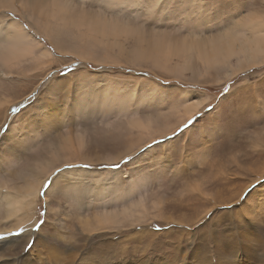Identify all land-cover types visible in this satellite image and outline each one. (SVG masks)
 Wrapping results in <instances>:
<instances>
[{
    "label": "rangeland",
    "instance_id": "obj_1",
    "mask_svg": "<svg viewBox=\"0 0 264 264\" xmlns=\"http://www.w3.org/2000/svg\"><path fill=\"white\" fill-rule=\"evenodd\" d=\"M71 1L85 19L129 21L146 40L156 35L176 47L184 39L214 37L248 13H264V0H161L151 13L145 11L151 0ZM192 6L201 13L192 14ZM3 14L2 22L17 17L12 21L40 44L36 53L49 56L41 65L30 58L11 69L0 66V182L21 188L33 178L42 181L33 211L41 222L30 227L35 238L4 249L0 263L264 264V65L225 80L193 57L183 70L176 54L158 64L135 61L131 38L122 50L109 51L73 37H47L29 13ZM117 87L130 95V110L100 107L103 93ZM187 92L203 102L189 114ZM133 115L151 121L150 131L131 129ZM9 128H19L18 136L7 138ZM63 144L78 151L58 150ZM138 201L144 210L86 230L98 215ZM3 210L0 225L7 221ZM58 253L66 259L55 258Z\"/></svg>",
    "mask_w": 264,
    "mask_h": 264
},
{
    "label": "bare ground",
    "instance_id": "obj_2",
    "mask_svg": "<svg viewBox=\"0 0 264 264\" xmlns=\"http://www.w3.org/2000/svg\"><path fill=\"white\" fill-rule=\"evenodd\" d=\"M133 1L135 2V0H108V5H120L124 3L133 4ZM73 2L71 0H0V13L2 16L4 15L3 13L12 10L22 11L26 14L29 13L31 20H34V22L31 23L36 25L38 30L41 31V33H44L47 37L54 39L63 36H65V38L71 37V39L74 38V40L76 39L82 44H85V42H92L95 45L106 47L109 51H112L115 46H118V49L122 50L123 42L128 41L131 38L132 49L129 53L131 54V58L135 61L149 60L153 61L154 64H158L159 61L166 60V58L169 57V54H176V56L182 60L181 65L178 64L177 67H180V69L182 67L183 70L184 67L190 65V60L193 57L197 62H199L203 71L223 72L225 80L237 78L243 73L249 72L252 69H259L264 65V13H248L242 18L232 20L225 25L223 24L220 31L217 32L214 37L211 35L201 39H198L200 37L196 36V40L184 39L179 41L181 42L180 46L176 47L166 44V42L162 41L161 37L156 35H153L150 38V41L146 40L145 31L140 27L130 25L129 21L123 24L117 20V22L110 21L99 16L85 19L83 17L84 15L82 9L74 10L73 7H71V5H74ZM159 2H161V0H151L147 2L145 4L147 5L145 11H150L151 13L152 10H156V8L159 7ZM191 9L192 14L201 13V10L198 8H194L192 6L190 11ZM196 17L203 18L204 16L200 15ZM1 20L3 19L0 17V21ZM198 25L199 24L197 23L195 28H197ZM12 28L20 33H25L23 38L17 39ZM110 40H113L115 43L109 42ZM163 44H166V47ZM38 48L40 49V44L33 40L17 22L12 21L11 24L7 22L0 25L1 67L5 66V69H7V67H10L11 69L12 65L17 66V64H20L22 60L30 58L38 63V65H41V62H44L43 60L47 59L49 54L46 51H41L37 54L36 50ZM116 90V93H110L107 91L103 93L101 100L102 105H100V107L118 105L120 106L121 112H124L125 109L127 111L130 110L131 107L127 106L129 100L131 99L128 98L130 95L126 93L125 95H120L119 93H121V89L118 87ZM133 96H135L138 100L145 99L144 96L142 97L138 93H134ZM184 96V98H186V101L184 102L186 114L193 111L195 112L202 106V101L191 100L194 96L191 92H187ZM128 122L131 129L137 128L142 131H150L151 129V121L143 122L134 115L130 117ZM19 130V128H9L6 133V137H10L12 139L15 136H18L17 132ZM61 146L63 147L58 149L60 151L65 150L71 152L72 154H75V152L78 151H74V149H72V145L68 146L67 144H63ZM49 172L50 170L45 172V178H47L50 174ZM70 173L72 172H69L68 174ZM31 181V183L21 188H16L15 186L10 185L6 180L0 182V203H3V206L0 207H3V213L7 216L6 223L0 225L2 227L0 228V237H2L0 240L7 238L13 233H23L18 238L12 237V239L5 240L3 243H0V250L2 251L0 252V256H2L3 253H7V251L4 250L6 248L15 247L16 249H20L24 244L23 242H28L30 238L37 234L36 232H32L30 227L35 221L33 211L36 207L35 204L39 193V186L42 181L34 178L31 179ZM143 204V201H138L131 204L129 208L124 209L121 212L102 213L94 219L93 223H87L88 228L86 230L88 231L89 228L92 227L100 229L103 227L109 228V226L119 223L120 217L125 219L131 217L134 211L136 212L138 209L144 210ZM15 228L20 229L19 232H16L15 230L12 231ZM21 229H23V231H21ZM37 236H39V234ZM229 248L232 254H239L237 246H231ZM54 250H56V248ZM29 253L31 252L29 251ZM59 255L60 254L58 253L54 257L60 261L66 259ZM73 262L75 261L72 260L65 264H72ZM0 264H14V262L7 260L5 262H1Z\"/></svg>",
    "mask_w": 264,
    "mask_h": 264
},
{
    "label": "snow or ice",
    "instance_id": "obj_3",
    "mask_svg": "<svg viewBox=\"0 0 264 264\" xmlns=\"http://www.w3.org/2000/svg\"><path fill=\"white\" fill-rule=\"evenodd\" d=\"M17 19V17H12V20H16ZM5 22H8L9 24H11V20H5V21H3V22H0V24H2V23H5ZM12 30H13V32H14V34H15V36L17 37V39H22L23 38V36L25 35V33H20V32H18V31H16L14 28H12ZM192 120H189L188 121V123H190ZM50 183V181L48 180L44 185H43V188H46L47 186H48V184ZM39 195L41 196V192L39 193ZM40 215H41V213L37 216V220L35 221V222H41V221H39V217H40ZM34 222V223H35ZM21 231H23V229H21ZM9 234H12V233H9ZM0 238H2V237H0Z\"/></svg>",
    "mask_w": 264,
    "mask_h": 264
}]
</instances>
